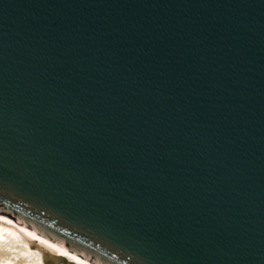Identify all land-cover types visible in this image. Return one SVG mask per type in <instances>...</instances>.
Instances as JSON below:
<instances>
[{
  "label": "water",
  "instance_id": "water-1",
  "mask_svg": "<svg viewBox=\"0 0 264 264\" xmlns=\"http://www.w3.org/2000/svg\"><path fill=\"white\" fill-rule=\"evenodd\" d=\"M0 207L107 264H264V0H0Z\"/></svg>",
  "mask_w": 264,
  "mask_h": 264
},
{
  "label": "bare ground",
  "instance_id": "bare-ground-1",
  "mask_svg": "<svg viewBox=\"0 0 264 264\" xmlns=\"http://www.w3.org/2000/svg\"><path fill=\"white\" fill-rule=\"evenodd\" d=\"M0 264H107L65 244L21 215L0 207Z\"/></svg>",
  "mask_w": 264,
  "mask_h": 264
}]
</instances>
